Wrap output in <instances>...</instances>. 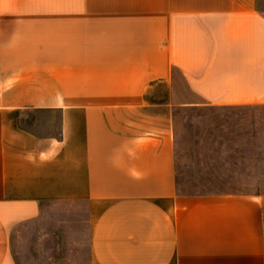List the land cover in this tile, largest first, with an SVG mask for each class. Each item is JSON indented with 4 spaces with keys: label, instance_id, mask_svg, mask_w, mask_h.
Here are the masks:
<instances>
[{
    "label": "crops",
    "instance_id": "1",
    "mask_svg": "<svg viewBox=\"0 0 264 264\" xmlns=\"http://www.w3.org/2000/svg\"><path fill=\"white\" fill-rule=\"evenodd\" d=\"M181 107H264L260 2L0 0V264L64 257L49 204L87 264H264L262 196L181 191Z\"/></svg>",
    "mask_w": 264,
    "mask_h": 264
},
{
    "label": "rangeland",
    "instance_id": "2",
    "mask_svg": "<svg viewBox=\"0 0 264 264\" xmlns=\"http://www.w3.org/2000/svg\"><path fill=\"white\" fill-rule=\"evenodd\" d=\"M257 1L264 8V0ZM181 97L193 100L185 86H181ZM175 117L178 144L185 149L180 164L187 166L180 176L181 191H245L262 196L264 202V107H181L175 111ZM235 144L251 153L245 156L230 154ZM243 157L245 160L240 159ZM70 209L65 205L49 204L43 216L46 225L61 230L60 238L66 250L56 264L76 262L78 251H72L74 249H81L77 262L87 264V229L82 225L73 231L67 218ZM35 232L36 225L31 222L21 226L15 236V246L23 249L25 257L33 259L30 246L35 242Z\"/></svg>",
    "mask_w": 264,
    "mask_h": 264
}]
</instances>
